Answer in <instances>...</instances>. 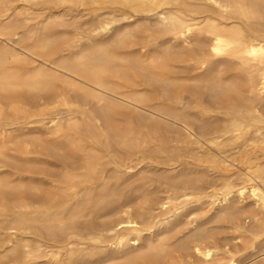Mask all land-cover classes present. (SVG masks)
I'll list each match as a JSON object with an SVG mask.
<instances>
[{"label":"bare ground","instance_id":"bare-ground-1","mask_svg":"<svg viewBox=\"0 0 264 264\" xmlns=\"http://www.w3.org/2000/svg\"><path fill=\"white\" fill-rule=\"evenodd\" d=\"M22 1L92 21L0 0V264L264 252V0Z\"/></svg>","mask_w":264,"mask_h":264},{"label":"rangeland","instance_id":"rangeland-1","mask_svg":"<svg viewBox=\"0 0 264 264\" xmlns=\"http://www.w3.org/2000/svg\"><path fill=\"white\" fill-rule=\"evenodd\" d=\"M1 1H3V0H1ZM14 2L15 3V5H17L18 6V8H16V10L17 11H24V12H28L29 11V15H27L28 16V18H25V16L22 18V20H23V22L27 25V26H32V25H34L35 24V22H37L38 21V19H39V16H41V15H43V14H47V13H52V14H54V15H61V14H63L64 16H65V18L67 19V21H68V23H73V22H85V23H87V25H89L90 23H91V21H92V14L90 13V11L89 10H86L85 8H83V7H74V6H59V7H53V6H51V5H49L48 3H46L45 4V2H40V3H31V4H29V3H24L22 0H17V1H15V0H4V2ZM16 2H18L17 4H16ZM27 4V5H26ZM19 5H20V7H19ZM30 6H31V8H30ZM55 9H58V10H55ZM15 10V11H16ZM84 10V11H83ZM16 11V12H17ZM16 12H14V16L12 15V17H15V15H16ZM66 12V13H65ZM32 13V14H31ZM40 14V15H39ZM68 15V16H67ZM83 15V16H82ZM77 17V18H76ZM90 17V18H89ZM89 18V20L86 22V20ZM37 19V20H36ZM70 19V20H69ZM72 19L74 20V21H72ZM30 22V23H29ZM90 22V23H89ZM72 27H71V25L68 27V30L69 31H71L72 29H71ZM73 31H71L70 33H72ZM43 123H44V121H39L38 122V120L37 121H33V122H31V123H29V125L31 126V130L32 131H35V129H37V131L36 132H38V131H42V130H45V126L43 125ZM42 126H44V127H42ZM34 127V128H33ZM249 195V194H248ZM247 194L244 196V199H243V202L244 203H246L247 204V202L249 203V204H252L251 202L253 201V203H255V201H254V199H253V196L252 195H249L248 196ZM239 199V200H238ZM252 199V200H251ZM237 201H238V203L239 202H241V200H240V198H238L237 196H234L232 199H231V202H235V203H237ZM207 203L209 204V205H207ZM191 206V207H190ZM190 206H188V211L187 210H185L184 211V213L183 214H181V215H179L178 216V219L180 218V221H181V224L183 223V225H190V224H188V223H190V220H192V219H194V218H197L198 220H201V219H205V218H208L211 214H212V207H213V205L212 204H210L209 202H206V203H204L201 207H200V205H198L197 206V204H194L193 205V203L190 205ZM207 206V207H206ZM199 210V211H198ZM205 210V211H204ZM191 211V212H190ZM204 211V212H203ZM201 217H200V216ZM203 215V216H202ZM181 216V217H180ZM198 216V217H197ZM184 219H187L186 221L184 220ZM184 222H185V224H184ZM192 224V223H191ZM231 239V240H230ZM228 243H226V246H227V244L230 246V245H232L233 247H234V243L236 242V241H238L237 239H235V238H228L227 240H226ZM234 241V242H233ZM231 243V244H230ZM232 246H230V247H232ZM243 249H245V248H243ZM241 250V252L240 253H237V254H240V257L241 256H243L244 254L246 255V257H242V259H244V261L242 262L241 261V263H240V260H241V258H238V260H239V263L238 262H236V263H234V264H251V260L254 262V261H259V260H261V258L264 256V252H254L253 251V249L251 248V247H249V249L247 248V249H245V250ZM251 251H252V253H251ZM248 252V253H247ZM254 254V256H252ZM260 254H261V256H260ZM248 255V256H247ZM249 255H251L250 257H249ZM239 256V255H238ZM257 256V257H256ZM249 257V258H248ZM245 258H246V260H245ZM226 260V259H225ZM250 260V261H249ZM247 261V262H246ZM248 261L250 262V263H248ZM50 262H53L54 264H57V262L56 261H49L47 264H51ZM59 264H61V263H59ZM225 264H232V263H230V261H226V263Z\"/></svg>","mask_w":264,"mask_h":264}]
</instances>
